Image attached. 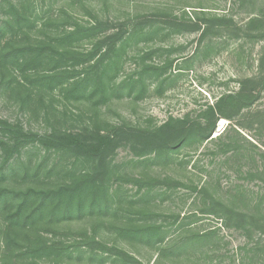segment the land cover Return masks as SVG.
<instances>
[{
  "label": "rangeland",
  "instance_id": "obj_1",
  "mask_svg": "<svg viewBox=\"0 0 264 264\" xmlns=\"http://www.w3.org/2000/svg\"><path fill=\"white\" fill-rule=\"evenodd\" d=\"M263 1L0 0V24L9 15L10 2L19 3L24 13L34 18V25L23 23L21 27L28 31V39L35 35L47 38L54 31L61 33L72 22L87 25L95 20L114 26L106 33L120 28L123 37L116 52L106 60L110 62L103 77L106 98L94 95L95 109L89 97L65 98L57 90L50 96L44 94V101L33 92L23 102L20 95L1 82L0 72V119L21 124L33 135L43 134L52 126L79 128L90 124L91 116L97 118L101 127L153 129L171 116H188L206 126L201 114L207 105L235 92L239 81L257 73L264 33L262 38L256 33L255 37L241 36L235 34V27L243 25ZM200 10L208 15L230 17V27L201 36L198 30L177 31L164 25V21L171 19L195 22L196 15L201 17ZM55 14L56 19L46 22ZM125 21L136 22L135 30L127 32L125 25H121ZM260 30L264 32V27ZM9 37L7 30L0 32V49ZM74 46L81 52L87 51L91 48L90 39H79ZM146 65L168 66L156 75L149 69L144 71ZM4 72L9 77L8 70ZM135 72L141 74L142 81L135 83L130 95L125 85L118 93V83ZM98 83L94 74L86 86ZM63 108L65 116L61 113ZM219 134L224 136L220 141L216 140ZM210 138L213 140L190 139L157 160L153 154L138 156L121 145L110 161L114 176L107 187L106 214L94 218L85 213L74 218L69 226L61 224L57 238L72 244L81 239L78 235L84 230L96 227L98 237L108 245L117 242L142 264H264V172L257 173L264 167L260 155L264 152V90L252 106L235 114L232 120L219 117ZM226 143L229 145L225 146ZM38 147L36 142L29 145L12 162L29 161L32 165L46 161L44 165H51L54 155H46ZM57 157L65 164L70 159ZM84 167L85 164L78 163L76 171ZM57 171L69 177L64 168ZM10 178L5 181L10 183ZM171 178L183 184L171 187L153 183L155 179L171 182ZM218 202L250 214L248 232L236 221L223 222L219 215L210 212L212 209L220 213ZM130 219L145 224L144 229L151 236L120 232V228L131 223ZM41 233L47 239L53 237V232ZM0 264L132 263L97 252L5 255L0 248Z\"/></svg>",
  "mask_w": 264,
  "mask_h": 264
},
{
  "label": "trees",
  "instance_id": "obj_2",
  "mask_svg": "<svg viewBox=\"0 0 264 264\" xmlns=\"http://www.w3.org/2000/svg\"><path fill=\"white\" fill-rule=\"evenodd\" d=\"M253 10V15L243 25L235 27V34L238 32L241 36L251 34L255 37L256 33V36L263 37L264 32L260 29L264 27V1L258 9ZM200 12L201 17L196 15L195 22L185 21L183 18L178 21L171 19V22L164 21V25H170L177 31L186 28L198 30L201 36L213 33V30L225 31L230 27V17L228 19L226 15L216 16L208 15L205 11ZM8 13L0 24V32L7 30L10 36L0 49L1 82L8 90L15 91L23 102L33 92H37L44 101V94L50 96L55 90L65 98L92 99L97 94L100 98H106L103 77L110 69V62L106 60L116 52L118 42L123 38L120 28L112 31L113 33H106L114 27L109 22L95 20L87 25L72 22L70 27H63L61 33L54 31L47 38L35 35L28 39V31H23L21 27L23 23L34 25V18L25 14L19 3L10 2ZM56 17V14L50 16L46 22ZM121 25H125L127 32L136 28V22L133 21H125ZM25 27L29 29L28 25ZM82 38L90 39L91 43V48L83 52L74 46ZM37 65H41V68H37ZM168 65H146L144 71L149 69L152 74L159 75ZM6 70L9 77L4 72ZM94 74L99 83L88 88L86 84ZM141 78V74L135 72L121 80L116 86L118 93L125 85L130 95L135 83L142 81ZM263 90L264 47L258 59L257 73L239 81V88L235 92L224 94L213 104L207 105L201 114L206 126L199 121L193 122L188 116H171L153 129L125 125L101 127L97 118L91 116L89 121L92 122L79 128L52 126L43 134L33 135L25 131L21 124H11L0 119V248L4 249L5 255H71L74 252H97L125 258L132 264H142L120 248L117 242L108 245L98 237L96 227L84 230L78 235L81 239L72 244L57 238L56 234L61 230V224L67 226L74 218L85 213L94 218L106 214L107 187L114 176L110 161L121 145L129 147L138 156L153 154L157 160L183 147L190 139L198 137L200 141H211L213 138L210 136L219 117L232 120L235 114L252 106ZM91 102L95 109L96 101L92 99ZM61 113L65 116L66 110L63 108ZM77 116L81 117V114L78 113ZM223 137L219 134L216 140L220 141ZM35 142L39 145L38 149L43 150L46 155H54L51 165H44L46 161L32 165L29 161L12 162L13 157H19L24 149ZM228 145L226 143L225 146ZM260 155L264 158V152H260ZM57 156H69L70 159L65 164ZM78 163L85 164V167L76 171ZM59 167L64 168L68 178L67 175H59ZM263 172L264 167L257 170V173ZM10 176L11 182L7 183L5 180ZM153 183L171 187L183 184L172 178L171 182L155 179ZM218 204L220 213L212 209L210 212L219 215L223 222L236 221L240 228L248 232L252 219L250 214L236 211L219 202ZM129 221L131 223L120 228V232L125 231L132 236L141 233L151 236L144 229L145 224L133 222L132 219ZM42 231L53 232V237L47 239Z\"/></svg>",
  "mask_w": 264,
  "mask_h": 264
}]
</instances>
